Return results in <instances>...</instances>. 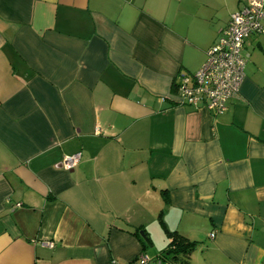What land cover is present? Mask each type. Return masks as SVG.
Returning <instances> with one entry per match:
<instances>
[{"label":"crops","instance_id":"crops-1","mask_svg":"<svg viewBox=\"0 0 264 264\" xmlns=\"http://www.w3.org/2000/svg\"><path fill=\"white\" fill-rule=\"evenodd\" d=\"M246 2L0 0V264H264V31L223 113L175 86Z\"/></svg>","mask_w":264,"mask_h":264},{"label":"built area","instance_id":"built-area-1","mask_svg":"<svg viewBox=\"0 0 264 264\" xmlns=\"http://www.w3.org/2000/svg\"><path fill=\"white\" fill-rule=\"evenodd\" d=\"M264 19V0H247L233 12L220 30L214 44L207 50L206 59L192 75H179L176 81L179 102L194 107H204L213 114L226 110V101L236 97L244 79V68L250 59L246 41L250 34L260 33ZM80 153L64 155L61 166L72 169ZM214 234H210L212 237ZM52 245V243H48ZM142 264L149 259L139 257Z\"/></svg>","mask_w":264,"mask_h":264},{"label":"trees","instance_id":"trees-1","mask_svg":"<svg viewBox=\"0 0 264 264\" xmlns=\"http://www.w3.org/2000/svg\"><path fill=\"white\" fill-rule=\"evenodd\" d=\"M140 231H141V228L136 227L128 232L135 235L140 240L142 247L146 248L147 244L143 241L140 235ZM142 232L144 235H146V232L143 229H142ZM169 237L170 238L167 243V248L162 251L161 258H159L161 260L160 263L161 264H187V258L195 250L197 244L195 242L185 243L182 239L180 241H177L176 236H174L173 234H169ZM148 241L150 243L149 239ZM168 253L172 254L170 261L164 258L167 255H169ZM155 262L153 264H155ZM129 264H133V263H129ZM138 264H142V263L139 262Z\"/></svg>","mask_w":264,"mask_h":264},{"label":"rangeland","instance_id":"rangeland-1","mask_svg":"<svg viewBox=\"0 0 264 264\" xmlns=\"http://www.w3.org/2000/svg\"><path fill=\"white\" fill-rule=\"evenodd\" d=\"M160 246V245H159ZM167 247V246H166ZM164 248V247H163ZM164 250V249H163ZM154 251H155V246L151 247V246H146V253L149 257H153L154 256ZM169 255H167L166 257H164L167 260H171L172 254L168 253Z\"/></svg>","mask_w":264,"mask_h":264},{"label":"water","instance_id":"water-1","mask_svg":"<svg viewBox=\"0 0 264 264\" xmlns=\"http://www.w3.org/2000/svg\"><path fill=\"white\" fill-rule=\"evenodd\" d=\"M140 235H141L143 241H144L147 245L150 246V243H149V241H148V237H147L146 235H144L142 231H140Z\"/></svg>","mask_w":264,"mask_h":264}]
</instances>
